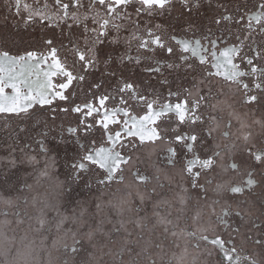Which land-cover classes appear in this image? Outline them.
<instances>
[{
    "label": "snow or ice",
    "instance_id": "snow-or-ice-1",
    "mask_svg": "<svg viewBox=\"0 0 264 264\" xmlns=\"http://www.w3.org/2000/svg\"><path fill=\"white\" fill-rule=\"evenodd\" d=\"M0 208V264H264V0H3Z\"/></svg>",
    "mask_w": 264,
    "mask_h": 264
},
{
    "label": "flooded vegetation",
    "instance_id": "flooded-vegetation-1",
    "mask_svg": "<svg viewBox=\"0 0 264 264\" xmlns=\"http://www.w3.org/2000/svg\"><path fill=\"white\" fill-rule=\"evenodd\" d=\"M2 3H3V0H0V5H2ZM157 22L158 23H172L177 29L179 28V24H177L176 21L173 20L171 16L167 18H159ZM28 183L30 184L33 183V180L29 179ZM34 192H38L41 195L48 194L50 197H55L54 187H50L48 182L46 181H41L40 185L34 186ZM29 211L31 212V209H29ZM194 213H195V204L193 202L189 205L186 216L190 218L192 215H194ZM188 223L189 224L191 223L190 219L188 220ZM181 227H184L183 221L181 222ZM173 250L175 251L176 249L173 248Z\"/></svg>",
    "mask_w": 264,
    "mask_h": 264
},
{
    "label": "rangeland",
    "instance_id": "rangeland-1",
    "mask_svg": "<svg viewBox=\"0 0 264 264\" xmlns=\"http://www.w3.org/2000/svg\"><path fill=\"white\" fill-rule=\"evenodd\" d=\"M9 193H7V192H5L4 193V195H8ZM0 210H3L2 208H0ZM31 212H33L34 213V211H33V209H31ZM10 219L12 218V217H9ZM0 219H3V217H0Z\"/></svg>",
    "mask_w": 264,
    "mask_h": 264
}]
</instances>
